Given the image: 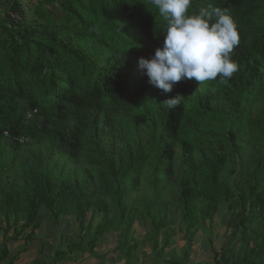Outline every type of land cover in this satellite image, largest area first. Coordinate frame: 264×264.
Wrapping results in <instances>:
<instances>
[{"label": "trees", "instance_id": "obj_1", "mask_svg": "<svg viewBox=\"0 0 264 264\" xmlns=\"http://www.w3.org/2000/svg\"><path fill=\"white\" fill-rule=\"evenodd\" d=\"M35 1L31 18L17 0L0 1L4 238L21 219L33 226L27 247L36 231L51 232L52 218L76 215L77 240L65 254L41 251L37 264L85 254L104 261L111 253H98L100 243L122 228L118 254L132 264L137 214L155 241L179 221L183 230L171 235L183 233L188 259L200 231L212 241L224 208L232 240L215 253L217 264H264V0H193L192 12L212 5L232 14L237 71L224 81H181L171 92L150 85L138 63L165 38L151 0ZM90 212L104 221L84 232Z\"/></svg>", "mask_w": 264, "mask_h": 264}, {"label": "clouds", "instance_id": "obj_2", "mask_svg": "<svg viewBox=\"0 0 264 264\" xmlns=\"http://www.w3.org/2000/svg\"><path fill=\"white\" fill-rule=\"evenodd\" d=\"M151 4L167 27L163 45L138 62L150 85L171 92L181 81L201 84L233 76L237 63L232 53L240 36L226 8L209 5L192 12L193 0H151ZM179 97L166 100L168 106H177Z\"/></svg>", "mask_w": 264, "mask_h": 264}, {"label": "rangeland", "instance_id": "obj_3", "mask_svg": "<svg viewBox=\"0 0 264 264\" xmlns=\"http://www.w3.org/2000/svg\"><path fill=\"white\" fill-rule=\"evenodd\" d=\"M1 1V0H0ZM24 9L25 13L27 14V17L31 18L34 6L36 4L35 0H17ZM4 10V8H0V11ZM145 190V189H144ZM134 198L139 201L141 198V194H136ZM140 203V202H139ZM111 202L106 201L107 205V214L108 218L112 219L114 216L113 209L111 208ZM136 221L133 225L132 231L129 235V237L133 236L134 241L136 242V249H133L131 251L132 256L135 258L136 262H133L132 264H164L165 261L170 262L171 264H181L184 262L187 258L188 249L181 248L183 245L181 240L183 235L177 233L174 237L171 235L172 232H179V230H183L184 226L180 225L179 221H177L175 224L169 226H165L160 229L159 233L157 234V238L155 241V237L152 233V228L149 225L148 222L142 221L141 217L139 215L135 214ZM223 218L226 219V209H221L220 212L215 217L214 221L211 225V239L212 241H209L213 243L215 249L221 250V247L225 249V246H228L229 243H231L232 236L230 233H228L227 224H224ZM3 217H0V225L2 227H5V223L3 221ZM65 220V219H64ZM104 221L103 214L101 212H90L88 214L87 220L84 222V232L88 229H90L91 232L95 231V228L101 224ZM23 220H17L15 224V231L16 233L11 232V235L14 236V234L17 235V238L19 240H13L14 237H11L10 241L3 240V244L0 245V248H7L11 254L13 252H17V250L22 246L23 247V238L24 236H28L31 228H23ZM78 223V217L71 216L67 218L65 221H63L62 218H59V220L55 221L52 218L50 230L51 232H48L46 226L43 227L42 232L36 231L35 234L32 236L34 237V240L28 243L27 249L20 250L18 255L15 253L13 255L14 259L16 257H19V262L16 261V264H27L30 261H33L35 258L38 257V253L41 251H44L45 253L51 252V256L54 255L57 251H65L67 252L68 248L66 245L73 240H77V238L80 235V228ZM53 230V231H52ZM0 232H2L0 230ZM123 228L120 229L117 233H111L109 234L106 241L103 243H100L101 247L98 249V253L105 252V250H110L111 256L109 255L104 259L106 263L109 264H125L127 260V256L125 253L118 254L119 250H117L122 243L121 234L123 233ZM199 236V235H198ZM10 237V236H9ZM31 239V238H30ZM87 240V239H86ZM44 242L45 249L42 250L40 243ZM99 242V241H98ZM131 243H128V246H130ZM222 245V246H221ZM219 248V249H218ZM113 250H116L117 252L114 253ZM64 253V252H63ZM65 254V253H64ZM11 257V256H10ZM8 258V257H7ZM13 259V260H14ZM83 259V262L86 260L89 261V264L93 262H98L96 260H100L97 258H94V256L90 257V255L85 254L79 256L77 259V262L79 263V260ZM15 261V260H14ZM76 261L65 263V264H77ZM15 264V263H14Z\"/></svg>", "mask_w": 264, "mask_h": 264}, {"label": "crops", "instance_id": "obj_4", "mask_svg": "<svg viewBox=\"0 0 264 264\" xmlns=\"http://www.w3.org/2000/svg\"><path fill=\"white\" fill-rule=\"evenodd\" d=\"M0 227H1L0 229L4 228V227H2V225H0ZM179 234L183 235V233H179ZM9 236L13 237L9 234V235L5 236V239L8 238ZM5 239H4L3 232H0V245L3 244V240L5 241ZM19 241H20V239H19ZM22 241H23V247L21 246L17 250V252H13L11 254V252H9V250H8V256H7L8 258L2 257V253H3L4 248L3 249L0 248V264H14V263L16 264V261L19 262V259H18L19 257H16L14 259L13 255L15 253L18 255L20 250L27 249V247H25V240L23 239ZM181 242L183 244L181 246V248H183V247L186 248L187 244L184 240V235L182 237ZM222 247H221V249H222ZM27 251H28V249H27ZM215 253H222V250L215 249L213 243L209 242L208 239L205 238L204 235H202V231H200L199 236L197 235L196 238L194 239L193 246L191 248V252H190L188 259L186 258V260L184 262H182L181 264H217V258H219V257L216 258ZM41 255H42V253L40 254V252H39L38 257L35 258L33 261H30L27 264H37L38 262L39 263L44 262L45 259L42 258ZM96 261H98V262H93L91 264H108V263H106V261H100V260H96ZM76 262H77V259H76ZM65 263H70V262L61 261L58 264H65ZM77 264H89V261L86 260L85 262H83V259H80L79 263L77 262ZM109 264H110V262H109Z\"/></svg>", "mask_w": 264, "mask_h": 264}]
</instances>
